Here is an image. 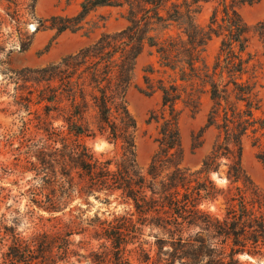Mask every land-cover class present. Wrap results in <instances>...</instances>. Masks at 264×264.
Here are the masks:
<instances>
[{"label":"trees","instance_id":"obj_1","mask_svg":"<svg viewBox=\"0 0 264 264\" xmlns=\"http://www.w3.org/2000/svg\"><path fill=\"white\" fill-rule=\"evenodd\" d=\"M259 1L83 0L75 16L46 20L57 36L75 34L88 25L87 18L96 9L114 7L125 10L127 25L57 64L25 69L16 79L20 88L28 87V103L34 100L42 107L43 137L28 147L26 158L40 182L30 190L31 202L53 214L61 211L72 191L117 193L129 201L135 222L120 218L103 233L111 242L107 254L113 264H129L124 258L126 246L145 226L167 235L166 240L156 241L155 262L144 255L147 264H241L238 255L264 258V193L241 166L245 138H253V145L260 148L257 158L264 164V118L256 116L262 105L264 19L248 27L238 13L239 7ZM0 3L15 20L20 19L17 0ZM205 4L212 11L208 23L201 26L197 18ZM250 32L258 37L260 52L249 51ZM214 37L219 48L209 63L205 52ZM145 49L156 65L143 70L141 90L148 96L158 93L160 107L147 119V124H155L157 150L143 174L136 166V125L126 95ZM205 96L211 102L205 127L214 129L217 139L200 168L189 171L180 166L178 121L184 110L198 112ZM96 135L118 147L115 161L95 157L80 140ZM221 165L226 166L225 189L210 179ZM218 198L224 200L222 217L201 208ZM71 234L61 240L47 234L24 240L0 223V264H67L70 243L65 237ZM59 240L61 244L54 247ZM164 245L170 250L162 251Z\"/></svg>","mask_w":264,"mask_h":264},{"label":"rangeland","instance_id":"obj_2","mask_svg":"<svg viewBox=\"0 0 264 264\" xmlns=\"http://www.w3.org/2000/svg\"><path fill=\"white\" fill-rule=\"evenodd\" d=\"M20 3V19L15 20L11 11L0 3V223L7 229L13 228L22 239L47 234L49 238L72 233L65 237L69 241L67 264H113L111 242L106 241L103 233L110 226H116L120 218L132 219L134 209L129 201L104 193L94 195L77 194L72 191L61 211L49 214L31 202L30 190L38 188L40 182L26 163L30 145H36L43 137L39 117L42 107L28 103V87H19V75L25 69H40L57 64L62 58L74 55L96 42L104 34H115L126 25L125 10L114 7L98 8L88 18V25L79 33L64 32L56 35L45 23L52 17H73L83 0H17ZM212 6L205 4L197 21L201 26L208 23ZM238 13L243 22L251 27L264 19V0L251 6H241ZM87 30V31H86ZM219 48V39L212 38L207 44L205 57L212 63ZM258 37L249 33V51L260 52ZM156 59L149 49H145L138 57L135 67L133 86L126 95V106L133 118L135 129V160L137 169L146 174L152 156L157 150L155 124H147L151 112L160 107V95H145L143 70L148 65H156ZM23 72V73H22ZM154 76H151L153 78ZM259 91L262 105L256 116L264 118V77L259 79ZM211 102L208 97L202 98L199 111L191 113L184 110L178 121L181 138L182 159L180 166L189 171L198 170L204 157L210 152L217 139L212 128H206L207 114ZM59 123H54L58 126ZM80 140L90 148L95 157L102 160L115 161L119 156L117 146L108 143L104 137H81ZM254 144L253 138H245L242 142L241 166L251 181L264 193V164L257 158L260 148ZM264 144V141H262ZM113 167V166H112ZM226 166L221 165L217 173L210 179L217 188L225 189ZM46 192H44L45 194ZM44 201V197H40ZM224 200L218 198L202 205L209 214L222 217ZM137 239L129 240L126 246L125 259L129 264H147L146 253L155 262L157 257V239L166 240L160 229L151 226L141 228ZM3 230L1 235L3 236ZM197 232L194 230L192 233ZM9 237V236H7ZM10 238V237H9ZM54 247L60 245L61 241ZM10 244V240L7 245ZM170 250L164 245L162 251ZM143 250V252H142ZM131 251L132 253H128ZM108 253V254H107ZM241 264H264V258H251L238 255ZM165 259V256H161ZM149 261V262H150ZM148 264H152L149 263ZM162 261L160 264H163ZM170 264V263H167ZM174 264H180L176 262Z\"/></svg>","mask_w":264,"mask_h":264}]
</instances>
